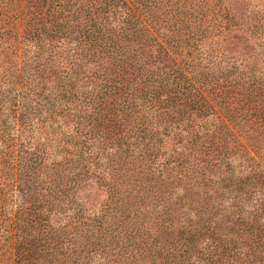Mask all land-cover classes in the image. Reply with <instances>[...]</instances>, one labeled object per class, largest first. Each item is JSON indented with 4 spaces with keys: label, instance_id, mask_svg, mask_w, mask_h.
<instances>
[{
    "label": "trees",
    "instance_id": "trees-1",
    "mask_svg": "<svg viewBox=\"0 0 264 264\" xmlns=\"http://www.w3.org/2000/svg\"><path fill=\"white\" fill-rule=\"evenodd\" d=\"M0 264H264V0H0Z\"/></svg>",
    "mask_w": 264,
    "mask_h": 264
},
{
    "label": "rangeland",
    "instance_id": "rangeland-1",
    "mask_svg": "<svg viewBox=\"0 0 264 264\" xmlns=\"http://www.w3.org/2000/svg\"><path fill=\"white\" fill-rule=\"evenodd\" d=\"M160 8V7H159ZM96 196V199L97 200H100V199H102V194L100 193V192H97V195H95Z\"/></svg>",
    "mask_w": 264,
    "mask_h": 264
}]
</instances>
